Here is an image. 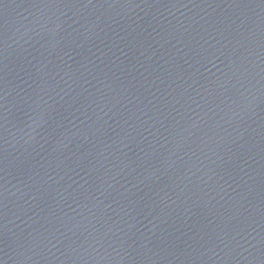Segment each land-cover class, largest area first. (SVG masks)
<instances>
[{
    "label": "water",
    "instance_id": "water-1",
    "mask_svg": "<svg viewBox=\"0 0 264 264\" xmlns=\"http://www.w3.org/2000/svg\"><path fill=\"white\" fill-rule=\"evenodd\" d=\"M0 264H264V0H0Z\"/></svg>",
    "mask_w": 264,
    "mask_h": 264
}]
</instances>
